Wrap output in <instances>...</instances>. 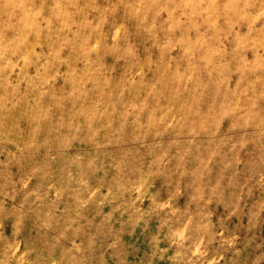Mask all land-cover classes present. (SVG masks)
Returning <instances> with one entry per match:
<instances>
[{
	"label": "rangeland",
	"instance_id": "obj_1",
	"mask_svg": "<svg viewBox=\"0 0 264 264\" xmlns=\"http://www.w3.org/2000/svg\"><path fill=\"white\" fill-rule=\"evenodd\" d=\"M0 264H264V0H0Z\"/></svg>",
	"mask_w": 264,
	"mask_h": 264
}]
</instances>
